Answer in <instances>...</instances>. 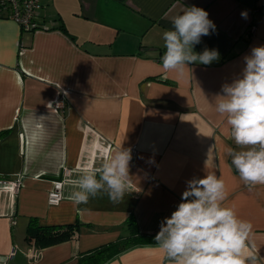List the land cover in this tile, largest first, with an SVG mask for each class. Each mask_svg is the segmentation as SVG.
Wrapping results in <instances>:
<instances>
[{"label": "crops", "instance_id": "0c3cea01", "mask_svg": "<svg viewBox=\"0 0 264 264\" xmlns=\"http://www.w3.org/2000/svg\"><path fill=\"white\" fill-rule=\"evenodd\" d=\"M47 28L24 30L0 16V264H77L92 249L129 233H158L187 181L213 171L226 203L253 225L245 255L264 264V185L249 190L226 155L237 148L211 103L242 75L244 57L264 46V0H41ZM209 13L215 31L194 46L219 52L183 77L162 68L163 32L186 8ZM246 12L247 17L241 13ZM62 25V27H59ZM63 95V109L52 101ZM136 147L123 200L107 195L74 205L51 181L99 167L120 145ZM12 221H14L12 223ZM71 235L47 246L27 239L30 222ZM15 246L12 256L9 252ZM254 246V247H253ZM103 264H168L156 242L137 244Z\"/></svg>", "mask_w": 264, "mask_h": 264}, {"label": "clouds", "instance_id": "9594fccd", "mask_svg": "<svg viewBox=\"0 0 264 264\" xmlns=\"http://www.w3.org/2000/svg\"><path fill=\"white\" fill-rule=\"evenodd\" d=\"M241 15L247 17L246 12ZM172 24L162 36L165 71L183 77L192 72L190 64L209 65L219 59L215 49L194 51L203 36L215 31L206 10L188 7ZM244 61L242 75L222 85V94H216L209 104L229 129L237 148L227 147L225 153L251 191L264 185V46L252 48ZM131 159V149L121 144L99 167L65 181L73 189L68 199L79 205L107 195L113 203L121 202L132 182ZM186 183L181 202L154 238L168 264H257V255L244 252L251 242L253 225L226 203L229 192L223 178L208 170L202 178Z\"/></svg>", "mask_w": 264, "mask_h": 264}, {"label": "built area", "instance_id": "2783aa9c", "mask_svg": "<svg viewBox=\"0 0 264 264\" xmlns=\"http://www.w3.org/2000/svg\"><path fill=\"white\" fill-rule=\"evenodd\" d=\"M41 0H0V16L12 19L21 29L35 30L39 28H47V26L40 21L41 17ZM54 109L60 110L64 107L63 95L56 97L52 103ZM136 147L131 148V153L134 154ZM69 169L63 168V175L60 178L51 181V187L47 192V203L57 204L62 198L63 184L67 180ZM0 185L9 186L10 188H17L20 185V179L4 181L0 179ZM14 221H12L13 223ZM15 251V246L9 252L12 256Z\"/></svg>", "mask_w": 264, "mask_h": 264}, {"label": "trees", "instance_id": "16d2710c", "mask_svg": "<svg viewBox=\"0 0 264 264\" xmlns=\"http://www.w3.org/2000/svg\"><path fill=\"white\" fill-rule=\"evenodd\" d=\"M59 27H62V25ZM128 227L129 233L127 235H122L115 241L105 243L85 253L78 260L77 264H103L113 255L124 251L131 246L155 242L154 238L157 233L146 234L139 232L133 220L129 221ZM71 233V228L59 231L52 229V227L34 226V223L31 221L28 225L26 238H34L35 243L38 246L43 247L64 240L68 238Z\"/></svg>", "mask_w": 264, "mask_h": 264}]
</instances>
